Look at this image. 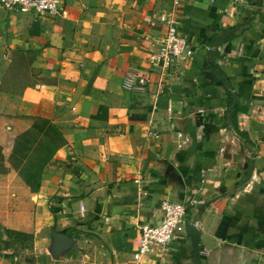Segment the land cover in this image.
I'll use <instances>...</instances> for the list:
<instances>
[{
    "label": "crops",
    "instance_id": "crops-1",
    "mask_svg": "<svg viewBox=\"0 0 264 264\" xmlns=\"http://www.w3.org/2000/svg\"><path fill=\"white\" fill-rule=\"evenodd\" d=\"M174 1L65 0V16L42 17L0 7V226L35 236L34 258L0 264L73 261L78 248L88 264H136L166 199L186 203L202 264H264V121L239 128L264 112V0ZM172 22L196 54L153 69L141 39ZM19 60L31 81L12 89ZM130 73L144 91L124 88ZM58 234L72 242L53 251ZM145 263L196 264L191 238Z\"/></svg>",
    "mask_w": 264,
    "mask_h": 264
},
{
    "label": "built area",
    "instance_id": "built-area-1",
    "mask_svg": "<svg viewBox=\"0 0 264 264\" xmlns=\"http://www.w3.org/2000/svg\"><path fill=\"white\" fill-rule=\"evenodd\" d=\"M65 0H0V7L15 14H34L38 17L53 15L65 16ZM175 7L180 6V1H174ZM156 27V23H151ZM141 48L147 55L151 68L169 70L181 58H192L196 54L195 47L189 42L180 30L177 23H170L161 29V37L155 40L152 36L141 39ZM146 79L137 73L127 75L124 88L126 90L144 91ZM264 121V112L254 110L251 114L240 116L239 128L241 132L247 131L252 119ZM189 140L183 133L176 135V144L179 150L184 149ZM264 179V172L262 173ZM145 195L147 193L145 192ZM161 220L158 224L144 225L138 239V252L136 264H146L153 249L159 247L166 249L179 236L187 232V205L181 201L166 199L160 205Z\"/></svg>",
    "mask_w": 264,
    "mask_h": 264
},
{
    "label": "rangeland",
    "instance_id": "rangeland-1",
    "mask_svg": "<svg viewBox=\"0 0 264 264\" xmlns=\"http://www.w3.org/2000/svg\"><path fill=\"white\" fill-rule=\"evenodd\" d=\"M28 61H18L14 65V70H12L10 75V82L7 83L11 85L12 89H15V86H20L26 80L31 81L30 75L28 72L27 67ZM249 115L248 113H246ZM2 227V226H1ZM4 228V227H3ZM7 229V228H6ZM12 231V230H11ZM2 234L4 243L0 245L2 251L0 252V256H6L11 258H20L22 262H25L26 258H34L35 252V236L31 234H24V233H11L6 235L3 231H0V235ZM71 248V247H70ZM51 249V248H50ZM53 251H60L59 247L52 248ZM77 251L75 260L67 259L64 255L57 256V260H53L50 264H88L83 255L80 253L82 252L81 248L74 249ZM45 263V262H44ZM48 263V262H46Z\"/></svg>",
    "mask_w": 264,
    "mask_h": 264
},
{
    "label": "water",
    "instance_id": "water-1",
    "mask_svg": "<svg viewBox=\"0 0 264 264\" xmlns=\"http://www.w3.org/2000/svg\"><path fill=\"white\" fill-rule=\"evenodd\" d=\"M226 38V35H223L217 39L216 46H220L224 39ZM206 76L209 78L208 74ZM187 234L191 238V242L193 245V257L196 264H202L201 256H200V242H201V233L195 226V224H188L187 225ZM58 247L62 250L69 247L72 240L64 234H58Z\"/></svg>",
    "mask_w": 264,
    "mask_h": 264
},
{
    "label": "trees",
    "instance_id": "trees-1",
    "mask_svg": "<svg viewBox=\"0 0 264 264\" xmlns=\"http://www.w3.org/2000/svg\"><path fill=\"white\" fill-rule=\"evenodd\" d=\"M240 111V109L239 108H235L234 110H233V113H232V119H233V123L235 124L236 123V118H237V115H238V112ZM0 231H3L6 235H9V234H11V233H14V234H19L20 232H17V231H11V230H9V229H6V228H3V227H1L0 226ZM3 238V236H2V234L0 235V243L1 244H3L4 243V240L2 239ZM0 244V245H1ZM2 251V249H1V247H0V252Z\"/></svg>",
    "mask_w": 264,
    "mask_h": 264
}]
</instances>
